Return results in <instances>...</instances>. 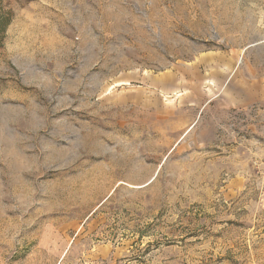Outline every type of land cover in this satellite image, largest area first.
Wrapping results in <instances>:
<instances>
[{"label":"rangeland","instance_id":"374dc122","mask_svg":"<svg viewBox=\"0 0 264 264\" xmlns=\"http://www.w3.org/2000/svg\"><path fill=\"white\" fill-rule=\"evenodd\" d=\"M0 264H264V0H0Z\"/></svg>","mask_w":264,"mask_h":264}]
</instances>
